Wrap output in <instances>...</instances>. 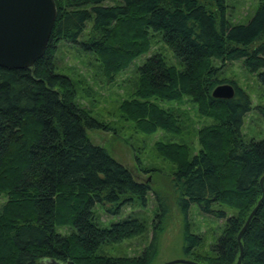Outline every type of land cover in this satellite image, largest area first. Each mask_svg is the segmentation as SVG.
<instances>
[{
  "label": "trees",
  "instance_id": "obj_1",
  "mask_svg": "<svg viewBox=\"0 0 264 264\" xmlns=\"http://www.w3.org/2000/svg\"><path fill=\"white\" fill-rule=\"evenodd\" d=\"M55 2L58 17L44 57L30 69L0 67V195L7 197L0 209V264L154 262L167 210L156 217L152 240L142 255L99 253L103 245L145 229L144 222L132 216L102 227L95 207L102 206L108 215H119L126 206L146 207L152 188L91 141L89 129L106 127L78 105L74 83L58 73L56 57L61 43L96 54L113 79L149 53L155 39L172 51L178 65L154 53L137 68L134 99L120 109L142 122V131L160 127L178 132L180 115L153 99L181 101L186 95L199 103L202 114L217 122L199 132L203 149L191 156L183 146H161L162 154L179 163L173 175L177 207L186 220L193 204L219 219L228 216L218 206L239 210L238 216L227 218L225 234L211 247L213 256H195L193 261L237 264L243 251L241 264H264V140L244 139L252 100L234 81L219 79L221 67L214 64L241 60L264 86V0L246 24H231L227 0ZM223 84L235 88L232 99L213 97ZM259 111L264 116V108ZM202 243L187 224L185 253L193 256Z\"/></svg>",
  "mask_w": 264,
  "mask_h": 264
},
{
  "label": "rangeland",
  "instance_id": "obj_2",
  "mask_svg": "<svg viewBox=\"0 0 264 264\" xmlns=\"http://www.w3.org/2000/svg\"><path fill=\"white\" fill-rule=\"evenodd\" d=\"M259 2L260 0H227L228 20L231 24H246L258 9ZM91 27V24L87 26L84 39ZM154 53H161L170 64L178 65L172 51L159 39L154 40L149 53L139 57L129 69L113 79H109L105 74L103 63L96 54L86 53L65 43L60 44L57 52V71L74 83L78 105L91 118L106 127L105 130L89 129L91 141L105 148L116 161L129 169L138 181L149 183L152 188L146 207L126 206L119 215H108L102 206L95 207L98 222L102 227H110L132 216L142 220L145 229L142 234L120 243L103 245L99 253L110 257L142 255L152 240L156 217L162 210H167L161 225L159 252L152 264H166L176 260L193 261V257L200 255L212 257L211 247L225 234L227 218L238 216L239 210L226 204L218 206L217 209L225 211L228 216L226 219H219L202 213L198 205L193 204L186 220L177 207L178 195L173 185V175L179 163L162 154L161 146L179 145L187 149L191 156L198 154L203 149L199 132L217 122L209 115L202 114L200 104L186 95L181 101L153 99L162 109L173 110L180 115L178 132L160 127L154 132L142 131L139 127L142 122L139 125L138 120L127 118L120 109L123 102L134 99L139 80L137 68ZM214 64L217 68L221 67L218 72L219 79L234 81L252 100V110L246 115L242 128L244 139L264 140V116L259 111V108H264V86L259 82L257 74L249 73L241 60L223 66L218 61ZM159 199L163 202H158ZM6 201L7 197L0 195V209ZM187 224L191 234L203 240V243L192 251L193 256L185 253ZM59 230L66 234L70 232L68 228Z\"/></svg>",
  "mask_w": 264,
  "mask_h": 264
},
{
  "label": "water",
  "instance_id": "obj_3",
  "mask_svg": "<svg viewBox=\"0 0 264 264\" xmlns=\"http://www.w3.org/2000/svg\"><path fill=\"white\" fill-rule=\"evenodd\" d=\"M57 17L55 0H0V67L9 70L33 68L47 51ZM234 96L235 88L231 84L219 85L213 91V97L217 99L229 100ZM263 184L264 176L261 179V185ZM262 200L249 217L242 233L247 229ZM242 255L243 251L237 264H241ZM166 264L198 263L176 260Z\"/></svg>",
  "mask_w": 264,
  "mask_h": 264
}]
</instances>
